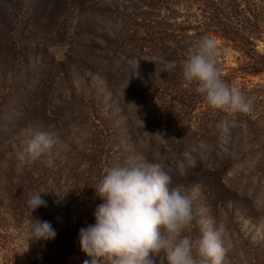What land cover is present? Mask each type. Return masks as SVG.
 Returning a JSON list of instances; mask_svg holds the SVG:
<instances>
[{"label": "rangeland", "instance_id": "rangeland-1", "mask_svg": "<svg viewBox=\"0 0 264 264\" xmlns=\"http://www.w3.org/2000/svg\"><path fill=\"white\" fill-rule=\"evenodd\" d=\"M210 1L0 0V264H83L79 229L95 222L105 169L150 158L195 195L185 235L223 226V264H264V72L241 70L242 53L206 18ZM255 11L264 28V0ZM205 36L251 112L212 109L183 79ZM37 132L55 144L18 174L16 154ZM32 191L47 206L30 213ZM31 219L56 221L49 252L27 241Z\"/></svg>", "mask_w": 264, "mask_h": 264}, {"label": "clouds", "instance_id": "clouds-1", "mask_svg": "<svg viewBox=\"0 0 264 264\" xmlns=\"http://www.w3.org/2000/svg\"><path fill=\"white\" fill-rule=\"evenodd\" d=\"M217 51L214 38H201L182 64L183 79L196 84L197 93L212 109L251 112L252 103L242 90L221 76ZM54 144L53 133L37 132L16 154L17 173L23 172L29 157H40ZM171 183L162 162L106 168L94 188L102 200L93 212L95 222L79 229L80 251L90 258L83 264H157L154 258L162 255L167 264H223L227 251L224 227L206 222L199 238L185 235L194 220L195 195L182 186L170 187ZM40 193L29 192L26 203L30 213L47 206ZM31 220L24 233L27 241H48L57 235L49 221Z\"/></svg>", "mask_w": 264, "mask_h": 264}, {"label": "trees", "instance_id": "trees-1", "mask_svg": "<svg viewBox=\"0 0 264 264\" xmlns=\"http://www.w3.org/2000/svg\"><path fill=\"white\" fill-rule=\"evenodd\" d=\"M218 1H210L209 5H205L206 18L216 26L220 37L232 41L233 46L242 53L245 61L241 68L242 71L251 74L264 72V54L255 50L254 38L264 36V28L255 11L257 0H239V2L238 0H229L224 6H219ZM226 6L227 8H223ZM150 160L151 158L147 160V163ZM16 215L18 214H15V218ZM51 223L57 225L54 220H51ZM56 233H58L57 230ZM71 233V236H74L76 230ZM52 240L43 242L44 249L48 252L53 245Z\"/></svg>", "mask_w": 264, "mask_h": 264}]
</instances>
